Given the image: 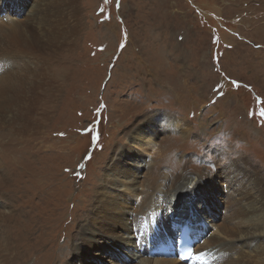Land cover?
Listing matches in <instances>:
<instances>
[{
    "label": "rangeland",
    "instance_id": "374dc122",
    "mask_svg": "<svg viewBox=\"0 0 264 264\" xmlns=\"http://www.w3.org/2000/svg\"><path fill=\"white\" fill-rule=\"evenodd\" d=\"M28 1L29 14L17 15L16 3L0 0V21L11 14L14 25H0L3 264H80L78 248L88 238L108 241L111 219L142 202L148 180L141 165L153 163L166 174L185 172L214 184L221 204L198 193L183 197L181 206L174 195L167 214L163 208L149 214L172 221L180 209L191 211V229H203L204 242L196 238V246L210 235L218 247L235 239L212 264H264V213L245 216L264 212V0ZM24 52L27 70L18 67ZM11 64L16 72L8 74ZM165 119L188 126L170 135L161 125ZM147 124L166 133L140 148L134 141L144 137L135 131ZM121 149L131 154L123 176L119 160L112 161ZM226 166L239 169L244 181L234 202L223 199L230 184L217 178ZM110 170L114 176L105 173ZM113 198L118 204L101 205ZM174 226L165 234L169 240ZM241 230L250 238H237ZM155 239L162 241L159 233ZM146 243L138 240L135 249ZM150 246L148 255L159 258L161 251ZM145 254L136 253L135 264L145 262Z\"/></svg>",
    "mask_w": 264,
    "mask_h": 264
},
{
    "label": "bare ground",
    "instance_id": "6f19581e",
    "mask_svg": "<svg viewBox=\"0 0 264 264\" xmlns=\"http://www.w3.org/2000/svg\"><path fill=\"white\" fill-rule=\"evenodd\" d=\"M9 2L10 3L11 2L16 3V5L18 6L17 15L20 14V12H22V14H23L25 12V10H26L25 13L27 14V12H28V14H29L31 4L29 3L28 0H9ZM3 14H6V11L3 12ZM6 18H7V21L6 22L4 20H2V22L0 21V25L7 24L9 27H10V25H13V19H12L11 14L9 16L7 15ZM22 25H23L22 31H24V34H26L27 33V26L24 23H22ZM1 27L2 28L0 29V34L2 35V33L4 32V28H3V26H1ZM9 36H10L11 40H13L12 39L13 35L11 33ZM24 43H26V41H24ZM23 54L24 55H22V59H21L20 63H18V67L20 68L22 66L24 70H27V67H28V61L26 59L27 53L24 52ZM14 66H15V64L10 65V70H9L8 74H12V73L16 72V70L14 72ZM23 69L21 68L20 70L22 71ZM6 85L7 84H4V87H6ZM161 125L168 129V130H166V132H167V134H170V135L172 133L178 134L179 131L182 129V127L188 126V125H186V122L184 123V121L175 120V119H171V120L165 119ZM163 127H162V129H163ZM149 129H150V131H149ZM159 130L160 129L157 126H155L154 124L153 125L147 124V127L140 130L139 133H136V131H135V134H140V136H143L144 139L138 140V138H137V141H134V142L139 144L138 147H140V148H145V147L151 146L152 143H154L153 139H156L157 136L159 137L160 134L165 132V129L160 130V131ZM154 132H155V134H154ZM130 134H129V136H130ZM184 136H186V135H184ZM128 153H127V151L124 152L123 149H121L120 151H118V153L115 151V155L112 157V161L119 160L118 167L116 169H117V171H119L121 173L120 176H123L124 173H126V174L129 173V171H127L124 167L125 158L131 156V154H128ZM131 165H133V164H131ZM138 166H140V165H138ZM141 166L144 168L142 171H144V170L146 171L145 174H146V177L148 180V183L147 184L145 183L147 185V188L145 189L146 192L142 193V202L140 204L136 205L134 207L132 213L130 211V214L125 212L124 209H122V211L119 213L117 210L120 209L121 207L115 206L112 211L116 210V212L119 213L118 214L119 217H117V219H115V218H113V220L111 219V223H112L111 228H113L111 234H114V235H112L108 241L102 240V238H95V237L88 238L87 239V245L86 246L84 245L83 249L82 248L80 249V247H79L78 248L80 250L79 254L76 252L78 254V256H76V255L74 256V258H76V260H78V262L80 264H82V262H84L87 259L88 260L84 264H102L105 262L107 263V262H109L108 258H110L109 260H110L111 264H135L137 262L136 258H135V256H136L135 254L138 252H146L145 256L147 258L144 256L145 262H143L142 264H153L155 262V260H156L155 264H175V263L176 264H185V263H187V264H212V260L215 259L216 253L222 254V252L224 250H225L224 252H226L232 246H236L235 241H234L235 239L232 240L231 244L230 243H228V244L223 243V245H221L219 247L215 246L212 243L213 242L212 239H214V237H212L210 235L209 237L208 236L207 237H208V240H211V244H209V241L206 239L207 244H204V245H202V243L197 244L196 250L192 254L191 259H189L187 261L182 260V258L180 257V251L177 248V244H176L177 241L175 243L172 239L169 240V238L167 236H165V234H169V231L172 230V227L174 225H176V227L174 226V228L178 229V231L179 230L181 231L182 228H184V227H188V229L192 232L194 239L196 240V238L200 237L201 238L200 241L202 242V240L204 239V236L201 237L200 233L203 232V229L198 231V230H196V226H195V230L191 229L192 224L189 223V220H190V216L192 215V212L191 211L188 212L184 209H180L179 211L175 212L176 213L175 216L177 217V219L172 220V221L169 218L170 215H169V217L166 218V215H161L160 212L156 211L157 213H153V214H149V212L163 208V209H165V211H163L164 214H167V211H170L169 208L174 206V205L172 206L169 203L168 198L172 197L174 195L179 196V198L176 200H178V204L181 206L183 204V202H182L183 197H185V199H187V200H191L192 197L194 196V194H198V193H199V197L202 196L204 198L205 202L212 204V203H214V200L218 199V197L220 196L219 195L220 191L218 190L217 187H215L214 184L206 185V184L197 182V178H193L192 176H189V175L186 176L187 173H185V172L183 173V175L179 174L176 176L174 174L175 175L174 176L172 173H168V174L164 173L163 170H161V169L156 170L155 163L151 164L149 168H145L146 165H141ZM162 167H157V168H162ZM226 167L227 168H225V167L223 168V171L221 172V174L219 172H217V178H219L220 181L221 180L227 181L230 184V185H228L229 190H227L228 196L226 199L225 198H223V199L234 202V200H233V195L235 193L234 189L237 186L242 187V184L244 183V181L241 178V176L239 174L235 173V171H234V170H239V169L234 168V167L231 168V166L230 167L226 166ZM105 173L108 176H110V175L114 176L115 175V171H112V170L107 171ZM222 174H225V175H222ZM114 178L117 179L116 177H114ZM109 183L112 184L111 181ZM195 183L197 186H194ZM122 186H123V184H122ZM126 189L129 191L133 190L132 188H127V187H126ZM230 189H233V190H230ZM216 192H219V193H216ZM107 194L114 196V195H112L113 193H111L110 191ZM224 194H226V192ZM103 198H104V195H103ZM123 198H124V196H123ZM113 200H114V198L112 200H106L103 203L101 202L102 203L101 205L108 206L110 204V201H111V205L113 203L118 204V201L115 202L116 199L114 201ZM218 200L220 203V199H218ZM121 205H122V202H121ZM241 205H244L243 201L240 202L239 208L242 207ZM192 206L199 207L198 205H192ZM236 208H238V207H236ZM244 208H246V207L244 206ZM97 210H99V209H97ZM180 211H182V212H180ZM221 212H223V211L221 210ZM263 213H264L263 211H256L253 213L247 212L245 214L246 220H252L255 216H259ZM183 214L184 215L186 214V217L182 218ZM217 214H218V212L216 210L214 213H212V215H215V217ZM211 217H213V216H211ZM208 218H209V216H208ZM260 218L262 219L263 217L260 216ZM215 220H216V218L213 219V221H215ZM171 222H173L174 224H170ZM229 222H232V220H229ZM103 223H104V221H103ZM263 224L259 230H264ZM100 226H101V224L98 225V227H100ZM10 230L7 229V232L9 234H11ZM116 230L118 231L117 234L115 233ZM143 230L145 232V238H141L143 236V234H141V232ZM193 231L195 232L194 234H193ZM95 232H96V230H95ZM262 232H264V231H262ZM262 232H260V233H262ZM158 233L160 234V236L162 238V241H160V242H158L155 239V235ZM101 234L102 233L100 232L99 236H102ZM140 234H141V237L139 239ZM250 235H251L250 232H247L245 230H241L239 235L237 236V238H239L241 236L242 237L248 236V238H250L249 237ZM95 236H97V235H95ZM90 239L92 240V242H90ZM138 240H140V242H143L144 240L147 241L146 244L148 247H149V244H152V246H150V247L153 250L155 249V254H156V252L161 251L162 255L160 254L159 258H157V257L152 258L148 255V252H149L148 247L146 249L142 247L140 250L135 249L138 247ZM203 242H204V240H203ZM6 243H7V241H6ZM244 243H246V242H244ZM6 245L7 244H5V245L3 244V247H5ZM93 246L98 247L99 253L96 252L94 254V252L93 253L90 252V249ZM190 246H192V244L189 243V247ZM120 247L122 248V250L119 249ZM204 248H206V249H204ZM118 249H119V251H118ZM112 250L116 251L115 252V255H116L115 258H111V256L109 255ZM5 252L8 253V251H5ZM165 254H169L170 258H167V256H165ZM98 256H100V257H98ZM92 257L95 258L96 262H94V259ZM5 258H8V256L3 257L2 260H0V264H3V261ZM137 264H141V263L138 262Z\"/></svg>",
    "mask_w": 264,
    "mask_h": 264
},
{
    "label": "snow or ice",
    "instance_id": "6c2138e0",
    "mask_svg": "<svg viewBox=\"0 0 264 264\" xmlns=\"http://www.w3.org/2000/svg\"><path fill=\"white\" fill-rule=\"evenodd\" d=\"M262 117H264V111L261 112ZM61 135H63V133H61Z\"/></svg>",
    "mask_w": 264,
    "mask_h": 264
},
{
    "label": "trees",
    "instance_id": "16d2710c",
    "mask_svg": "<svg viewBox=\"0 0 264 264\" xmlns=\"http://www.w3.org/2000/svg\"><path fill=\"white\" fill-rule=\"evenodd\" d=\"M104 2H106V3H107V1H106V0H104Z\"/></svg>",
    "mask_w": 264,
    "mask_h": 264
}]
</instances>
